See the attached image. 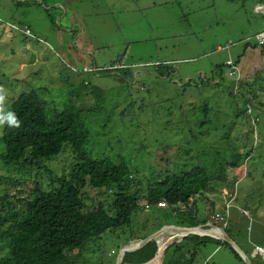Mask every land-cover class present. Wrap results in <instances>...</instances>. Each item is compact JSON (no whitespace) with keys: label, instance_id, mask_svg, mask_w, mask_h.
Segmentation results:
<instances>
[{"label":"rangeland","instance_id":"374dc122","mask_svg":"<svg viewBox=\"0 0 264 264\" xmlns=\"http://www.w3.org/2000/svg\"><path fill=\"white\" fill-rule=\"evenodd\" d=\"M257 4L264 3L260 0H0V86L6 93L5 111L21 92L30 90L47 102L49 116L66 106L81 109L89 130L85 150L90 158L124 156L128 165L138 166L139 172L147 174L154 151L165 160L164 154L171 144L175 145L174 151L177 146H188L189 129L200 125L193 108L186 106L187 101L194 99L193 94L181 97L180 92L201 84L205 87L220 73L222 78L216 81L222 80L223 88L230 87L231 80L243 78L259 107L249 104L244 109V95L236 93L229 98L223 88L212 82L203 89V95H210V105L213 102V107L221 112L213 128L228 130L229 137L221 141L227 140L230 148L236 150L237 142L245 141L249 134L250 118L251 124H255V107L261 117L252 134V145L257 146V132L264 125V48L249 46L236 68L226 65L243 52L246 39L253 42L256 32L264 29V12L255 10ZM26 27L30 35L25 33ZM216 64L222 66L212 79ZM114 65L116 68H112ZM129 65L131 76L121 69ZM209 142L203 145L207 151ZM211 144L215 143L211 141ZM1 146L0 139V149ZM196 147L201 150L200 143ZM253 153V157L239 159L244 164L228 171L229 184L216 186L209 196L215 200L214 212L222 209L225 200H232L228 202L230 223L234 226L232 232L235 225L238 228L237 244L253 264H264L261 250L264 160L258 158L263 151ZM59 154L48 160L53 176L68 172L74 162L69 145ZM39 174L35 177L27 171L22 175L0 165V180L14 176L18 187L24 190L15 197L9 194L12 200L16 196H29L34 180L48 178L43 171ZM232 182L237 186L236 191L230 190ZM1 186L0 182V195L5 190ZM108 193L105 188L87 185L83 200L87 204H106L113 199L110 189ZM203 201L199 200L198 205L210 219L212 207ZM247 205L257 207L258 211ZM133 217L136 223L146 226L139 232L142 236L157 230L162 222L148 207L134 212ZM146 217L156 219L148 223ZM209 224L215 225L209 221L207 227ZM119 231L106 230L82 251H66V254L70 252L69 260L76 261L75 264H115L119 248L134 245L141 237L128 240ZM164 234L166 238L169 233ZM195 264L245 263L229 247L209 241L200 248Z\"/></svg>","mask_w":264,"mask_h":264},{"label":"trees","instance_id":"16d2710c","mask_svg":"<svg viewBox=\"0 0 264 264\" xmlns=\"http://www.w3.org/2000/svg\"><path fill=\"white\" fill-rule=\"evenodd\" d=\"M260 1L264 3V0ZM246 40L243 52L235 59L228 60L229 63L226 62L230 68H236L240 57L249 46L257 47L254 40ZM221 66L222 64L215 65L211 73L212 79L216 77ZM121 69L131 76L130 65ZM217 75V78H222L220 73ZM216 79L212 81L213 84L217 88H223L222 80ZM212 82H208L205 87L201 84L200 87H187L180 92L181 97L193 94L194 99L187 101L186 106L193 108L194 118H199L200 125L189 129L188 146H177V151H174L175 145L171 144L164 154L165 160L158 151H154L152 155L155 157L148 162L147 174L139 172L138 166L128 165L122 155L119 158L104 155L90 158L85 150L89 130L81 109L66 106L49 116L47 102L36 91L21 92L8 109L16 114L20 127L3 125L0 136V165L22 175L27 171L33 172L35 177L43 171L48 178H44V181L34 180L35 186L31 192L28 191L29 196H16V200H12L9 194L15 197L16 194L24 193L18 187L17 178L3 177L0 180L3 184L1 187L5 189L0 195V264H75L76 261L72 262L68 258L70 252L66 254V251H82L88 243L110 229L120 230L118 233H122L128 240L140 236L142 239L146 235L142 236L139 232L146 226L136 223L133 213L143 211L145 207L162 219L156 229L165 224L205 226L210 221L221 226L225 222L226 232L237 242L238 228L235 225L232 232L234 226L230 223L229 203L232 200H225L222 209L214 212L215 200L209 194L216 190V186L229 184L228 171L242 166L244 161L239 160L242 157L248 159L254 156V151H263L258 158L260 161L264 160V125L257 132L258 145H252L253 129L261 118L257 112L259 110L254 107L257 110L254 117L257 119L255 124H251L250 118L251 128L245 141L237 142L236 150L230 148L227 140L221 141L229 137L228 130L213 128L217 125L221 112L213 107V102L210 105V95H203V89ZM229 85L230 87L222 89L229 98L239 93L246 97L244 109L249 104L256 106L255 95L243 84V78L231 80ZM246 114L249 115L248 112ZM131 134L135 136L134 132ZM210 139L215 144H211ZM207 142L208 151L203 148ZM197 143H200L201 150L196 147ZM65 145L72 149L74 162L68 172L62 176H53L47 164L60 155ZM157 161H160V165ZM87 185L105 188L106 193L110 189L112 201L107 200L106 204H87L83 200ZM229 187L230 190L237 189L234 182ZM231 195L232 192L229 197ZM235 199L236 197L233 200ZM199 200H204L203 202L212 207V218L209 219L202 212V207L198 205ZM160 202L164 205H159ZM252 210H257V207H252ZM146 218L148 223L156 219ZM209 241L229 247L244 262L225 241L207 235L187 234L168 243L162 264H195L200 248ZM157 242L161 245L162 237L159 236ZM156 250L158 246L152 240L140 248L125 252L120 264H145L154 258Z\"/></svg>","mask_w":264,"mask_h":264},{"label":"water","instance_id":"95a60500","mask_svg":"<svg viewBox=\"0 0 264 264\" xmlns=\"http://www.w3.org/2000/svg\"><path fill=\"white\" fill-rule=\"evenodd\" d=\"M209 229L210 228H204L202 225H195V226H179V225H173V224L164 225L161 228L151 232L150 234H148L144 238L140 239L134 245L121 246L119 248V252H118L115 264L121 263L123 255L125 252L133 251L137 248H140L141 246H143L144 244H146L152 240H154L158 246L157 235L160 232H169L170 234L166 235L167 239H169V240L176 239L179 237H183L186 234H190V233L199 234V235H208V236H211L213 238H217L221 241L227 242L240 255V257L245 262V264H252L251 260L243 252V250L240 248V246L237 244V242L233 238H231L229 236V234L224 229H220V232H218V233H214V232H212V233H207V232L206 233L205 232L199 233L200 231H208ZM123 247H125V248H123ZM166 247H167V244L164 246V249L162 251L161 256H163V252H164ZM157 252H158V250H157ZM161 263H162V258H161Z\"/></svg>","mask_w":264,"mask_h":264},{"label":"clouds","instance_id":"9594fccd","mask_svg":"<svg viewBox=\"0 0 264 264\" xmlns=\"http://www.w3.org/2000/svg\"><path fill=\"white\" fill-rule=\"evenodd\" d=\"M262 6H264V4H257L256 5V8H255V10H258V11H264L262 8L260 9L259 7H262ZM259 32V31H258ZM257 33V32H256ZM259 48H261V47H259ZM232 71H234L235 72V70H232ZM233 74H235V73H233ZM5 99H6V93H5V89L2 87V86H0V126H3V125H5V124H7L9 127H12V128H19L20 127V121L18 120V118H17V116H16V114L14 113V112H11V111H5V108H4V105H5ZM249 107V106H248ZM251 110L249 109V111L248 112H250ZM257 118H255V120H256ZM165 225H169V224H165ZM173 225H175V224H173ZM179 226H181V225H179ZM210 226H213V227H216L219 231H220V229H223V228H221V226H218V225H211V224H209V227ZM204 228H209V227H207V225L206 226H203ZM224 230H225V228H224ZM226 231V230H225ZM190 234H192V233H190ZM199 235V234H198ZM202 236V235H201ZM208 236V235H207ZM211 237V236H210ZM217 239V238H216ZM167 240H169V239H167ZM173 240H175V239H171V240H169L168 241V243L169 242H171V241H173ZM167 246H168V244H167ZM157 251V250H156ZM156 255V254H155ZM155 257V256H154ZM152 260V259H151ZM150 260V261H151ZM150 261H148V262H150ZM147 262V263H148ZM146 264V263H145ZM162 264V263H161Z\"/></svg>","mask_w":264,"mask_h":264},{"label":"bare ground","instance_id":"6f19581e","mask_svg":"<svg viewBox=\"0 0 264 264\" xmlns=\"http://www.w3.org/2000/svg\"><path fill=\"white\" fill-rule=\"evenodd\" d=\"M262 9H264V6H262L261 7ZM210 229L208 230V231H200L199 233H212V232H214V233H218V232H220L216 227H213V226H210L209 227ZM164 233H166V232H160L158 235H157V238L159 237V236H161L162 234H164ZM169 233V232H168ZM170 234V233H169ZM187 235V234H186ZM184 237V236H183ZM180 238V237H179ZM166 244H168V240H167V237L165 238V234H164V237L162 238V244L161 245H159V243H158V255L156 256V258L153 260V261H151L150 263H147V264H160L161 263V258H163V256H161V254H162V251H163V249H164V246L166 245ZM164 253V252H163Z\"/></svg>","mask_w":264,"mask_h":264},{"label":"built area","instance_id":"2783aa9c","mask_svg":"<svg viewBox=\"0 0 264 264\" xmlns=\"http://www.w3.org/2000/svg\"><path fill=\"white\" fill-rule=\"evenodd\" d=\"M259 8L261 9V7H259ZM25 33L28 34V35L31 34L29 28H27V27L25 28ZM254 41L256 42L257 46H259V47H261V48H264V29L261 30V31H259V32H257V33L255 34V36H254ZM228 63H229V62H228ZM233 73H234V71H233ZM159 205L162 206V205H164V203H163V202H160ZM225 226H226V223L224 222V223L221 225V228L224 229ZM261 250L264 251V247H262Z\"/></svg>","mask_w":264,"mask_h":264}]
</instances>
